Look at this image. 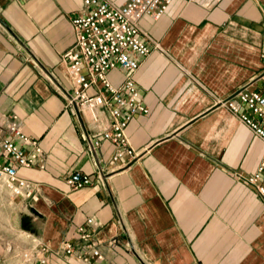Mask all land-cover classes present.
Wrapping results in <instances>:
<instances>
[{
  "label": "crops",
  "instance_id": "0c3cea01",
  "mask_svg": "<svg viewBox=\"0 0 264 264\" xmlns=\"http://www.w3.org/2000/svg\"><path fill=\"white\" fill-rule=\"evenodd\" d=\"M83 2L0 0V114L16 116L43 150L39 165L18 170L37 200L0 198L8 220L0 264H15L26 246L20 231L50 248L48 264H264V198L245 182L264 141L224 104L263 71L264 0H173L161 18L141 19L140 31L158 44L134 76L148 113L126 128L138 157L114 169V145L102 139L108 110L96 109L94 121L69 104L62 56ZM108 74L114 86L125 77ZM88 136L102 141L94 155ZM76 170L93 184L70 190L65 179ZM91 216L102 259L82 260L79 239L74 255L56 253ZM14 240L21 245L11 252Z\"/></svg>",
  "mask_w": 264,
  "mask_h": 264
},
{
  "label": "built area",
  "instance_id": "2783aa9c",
  "mask_svg": "<svg viewBox=\"0 0 264 264\" xmlns=\"http://www.w3.org/2000/svg\"><path fill=\"white\" fill-rule=\"evenodd\" d=\"M173 0H84V8L71 19L75 42L62 56L71 76L72 93L69 104H75L81 117L89 115L97 121L95 110L106 108L109 126L102 139L114 145L109 167L116 168L120 161L131 162L138 153L130 145L126 128L136 115L148 113V107L140 101L135 84V72L143 58L158 47V44L140 31L139 23L144 16L154 20L162 17ZM264 59V56H263ZM120 69L125 77L120 85H113L108 72ZM94 90L93 93L90 91ZM226 108L237 115L239 121L249 127L256 137L264 141V67L263 71L247 85L229 95ZM245 107L241 110V107ZM99 138L88 136V150L94 155L101 145ZM43 150L36 139H31L21 128L16 116L0 114V198L17 199L28 197L37 200V187L20 177V168L33 169L40 164ZM257 171L245 179L264 198V152ZM42 166V165H40ZM97 173L102 169L96 163ZM73 191L90 187L93 178L76 170L65 179ZM98 225L94 217L85 224L73 227L58 246L56 253L72 256L75 253L74 239L85 242L86 251L82 260L102 259L94 241L93 228ZM26 243L14 255L15 264H48L50 248L39 238L25 231L18 233ZM10 249V246L8 247ZM11 250V249H10Z\"/></svg>",
  "mask_w": 264,
  "mask_h": 264
},
{
  "label": "rangeland",
  "instance_id": "374dc122",
  "mask_svg": "<svg viewBox=\"0 0 264 264\" xmlns=\"http://www.w3.org/2000/svg\"><path fill=\"white\" fill-rule=\"evenodd\" d=\"M1 204V203H0ZM3 207L0 205V229L3 230V227L5 226V222L8 221L7 217L3 214ZM7 240V239H6ZM6 240H1L0 239V244L5 243ZM8 241V240H7ZM15 242H11L9 245L7 244V247L10 246V251L13 252L15 247H19L21 244L17 240H14ZM8 243V242H7Z\"/></svg>",
  "mask_w": 264,
  "mask_h": 264
},
{
  "label": "water",
  "instance_id": "95a60500",
  "mask_svg": "<svg viewBox=\"0 0 264 264\" xmlns=\"http://www.w3.org/2000/svg\"><path fill=\"white\" fill-rule=\"evenodd\" d=\"M77 113H78V116H79V118H81V116H80V114H79L78 110H77ZM32 212L34 213V212H35V209H34V210H32Z\"/></svg>",
  "mask_w": 264,
  "mask_h": 264
}]
</instances>
